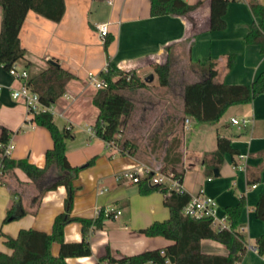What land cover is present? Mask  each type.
<instances>
[{
	"label": "crops",
	"instance_id": "crops-1",
	"mask_svg": "<svg viewBox=\"0 0 264 264\" xmlns=\"http://www.w3.org/2000/svg\"><path fill=\"white\" fill-rule=\"evenodd\" d=\"M64 1L65 12L59 21L32 9L27 12L19 32L26 58L19 62L28 69L30 77L45 69L50 59L75 75L67 83L64 95L52 104L57 125L71 127L67 158L71 165L80 167L73 180L76 192L71 215L93 219L101 211L113 209L111 214L105 215L101 227L88 232L92 254L68 256L67 261L96 264L108 249L115 255H132L172 242L163 236L140 232L152 222L169 217L166 195L160 190L141 193L139 183L125 177L116 178L117 173L144 163L151 168L178 170L184 167L185 190L191 195L203 191L213 196L220 216L226 215V207L235 206L243 195L246 203L237 229L242 231L248 244L237 264H264V254L258 252L256 242L264 233V220L255 210L264 189V93L250 103L230 106L217 121L200 122L193 127L191 120L196 119L188 116L190 121L186 123L183 117V85L205 77L209 60L218 61L217 80L229 84L251 83L264 70L260 44L248 43L245 38L249 25L260 20L252 13L249 0L229 2L224 16L227 25L222 30L210 29V0H186L199 4L186 14L158 16L150 14V0ZM259 1L264 3V0ZM104 5L103 13L99 6ZM95 7H98L96 13ZM1 21L0 5V28ZM102 21L109 22L110 34L114 36L107 50L96 29V24ZM229 53L236 54V62L233 68L226 70L225 56ZM109 61L125 70L134 69L146 82L145 86L126 92L133 99L134 108L122 124L121 138L130 151L115 154L106 141L91 130L98 116V108L92 102L97 88L87 77L89 71L100 73ZM167 61L172 66V77L170 84L161 85L153 65ZM179 64L186 69L181 84L180 80L176 81L179 89L175 101L172 80ZM150 74H153L152 80ZM22 83L23 80L13 78L0 64V134L2 128L10 133L14 144L11 157L27 158L43 166L45 152L52 147L53 139L49 130L28 114L24 101L11 96V89ZM237 113L250 117L252 123L236 127L231 119ZM203 123L210 124L205 130L209 143L199 146L198 155L191 157L184 149V131L186 128H193L197 133L204 131ZM219 135L230 138L239 152L225 153L223 162L210 174L209 166L215 163L210 153L216 149ZM189 174H194L197 182L191 181ZM37 194L38 188L21 168L16 167L0 180L1 250L11 253L4 243L5 237L16 236L22 228L50 233L56 215L65 211V185L44 191L38 204L33 201ZM13 198L21 200L29 212L4 222ZM83 236L79 220L65 225V241H81ZM59 249L60 244L54 242L52 252L58 254ZM201 249L206 253L228 252L224 244L213 239H203Z\"/></svg>",
	"mask_w": 264,
	"mask_h": 264
},
{
	"label": "trees",
	"instance_id": "trees-1",
	"mask_svg": "<svg viewBox=\"0 0 264 264\" xmlns=\"http://www.w3.org/2000/svg\"><path fill=\"white\" fill-rule=\"evenodd\" d=\"M230 1L210 0V29L222 30L226 28L225 13ZM186 0H150V14L152 16L190 12L198 6ZM2 6V21L0 28V64L9 69L16 61L26 58V49L21 45L19 32L27 12L32 9L50 19L59 21L65 12L64 0H0ZM249 6L258 21L249 25L246 34L248 43H258L264 53V3L259 0H249ZM114 36L110 32L104 39L107 50ZM225 69L233 68L236 54L225 56ZM29 64V63H27ZM218 61L211 59L206 63L207 74L200 80L187 81L183 85V117L191 116L200 122L219 120L227 109L236 104L252 102L258 95L264 93V70L251 83L229 84L217 80ZM161 85L170 84L172 66L169 61L153 65ZM100 74L107 80L108 85L97 88L92 102L98 108V116L94 123L96 134L105 141L112 139L117 132L123 131L122 124L134 108L133 99L126 92L137 90L146 82L133 69L128 71L109 61L107 70ZM130 75V76H129ZM75 75L63 68L57 61L50 59L45 69L29 79L32 89L38 92L41 102L45 105L54 104L65 93L67 83ZM1 104V103H0ZM37 124L45 126L53 139V145L45 152V164L38 166L27 158H13L3 155L4 174L12 172L16 167L21 168L38 188L39 194L33 201L39 202L40 195L47 189L58 185H65V211L56 215L50 233L34 228H22L14 237L6 236L4 243L12 250L11 253L0 249V264H70L68 256H87L92 254L88 232L94 227H101L105 218L104 211L93 219L72 216L71 209L76 187L73 180L80 169L70 164L67 158V139L72 136L71 127L60 128L50 111H39L32 118ZM10 139L7 128H2L0 134V155L4 152L1 143ZM121 146L128 147L119 140ZM127 150L130 151V148ZM232 155L239 152L233 146L230 138L219 135L217 147L211 158L215 163L209 166L212 174L215 167L223 162L225 153ZM206 161V158H205ZM91 162V161H90ZM183 180L185 168L177 170ZM140 192L149 193L153 190L162 191L165 205L169 208V217L156 220L140 232L149 236H163L172 242L162 248L146 249L132 255H115L110 249L100 256L96 264H237L243 257L247 240L237 229L239 216L245 206L242 195L235 206L226 207V215L231 222V228L215 227L211 217L192 218L183 213V207L188 203L191 194L187 191H170L157 184H150L147 179L139 182ZM256 214L264 220V189L255 207ZM28 211L19 199L13 198L7 208L4 222L17 219ZM79 220L82 223L84 236L81 241L67 242L64 238L65 225ZM203 239H213L226 246V254L206 253L201 249ZM58 242V254L52 252V244ZM257 250L264 254V233L257 238Z\"/></svg>",
	"mask_w": 264,
	"mask_h": 264
},
{
	"label": "built area",
	"instance_id": "built-area-1",
	"mask_svg": "<svg viewBox=\"0 0 264 264\" xmlns=\"http://www.w3.org/2000/svg\"><path fill=\"white\" fill-rule=\"evenodd\" d=\"M109 2L111 3V0H109ZM96 29L100 38L104 41L106 35L110 32L109 22H98L96 24ZM107 64L105 65L104 70H107ZM7 70L13 78L23 80V83L20 87L11 89L10 94L14 99H22L24 101L29 115H34L39 111H50L53 114L55 113L53 105L43 104L39 98L38 92L32 89L31 85L29 84L30 73L25 66L21 65L19 61H16ZM128 71H132V69ZM87 77L90 83L96 88H101L108 85L107 80L100 73L89 71ZM189 121L190 118L186 117L185 122L188 123ZM231 122L242 128L250 125L252 123V119L250 117H232ZM91 130L96 133L94 126L91 127ZM121 136L122 133L117 132L112 139L106 141L107 147L110 148L114 154L127 151L125 146L120 145L119 140ZM1 146L4 147V152L2 155H0V178L4 174V163L2 156H11V151L14 148V144L10 138L8 142L1 143ZM122 177L130 179L133 183H139L143 179H147L150 184H157L161 187L167 188L168 193H170L172 190L177 192L186 191L181 175L177 170L172 168H151L149 165L144 163H137L133 167L117 173V179ZM100 191L102 192L103 190ZM112 211V208H107L104 212L105 215H109L112 213ZM117 213H121V210H117ZM183 213L185 215H189L192 218L211 217L212 223L215 227L231 228V222L227 215L220 216L218 214V203L216 199L213 196L204 193L203 191L191 195L190 200L183 207ZM240 232L242 233V231Z\"/></svg>",
	"mask_w": 264,
	"mask_h": 264
},
{
	"label": "rangeland",
	"instance_id": "rangeland-1",
	"mask_svg": "<svg viewBox=\"0 0 264 264\" xmlns=\"http://www.w3.org/2000/svg\"><path fill=\"white\" fill-rule=\"evenodd\" d=\"M101 8L100 11L103 10V13L105 12V8L106 6H99ZM98 8V7H97ZM97 8L95 7V13H96V10ZM181 65V66H180ZM186 69V66H182V64H179V66L175 67V74H174V78L172 80V85H173V90H174V96H175V101H177V90L179 89V84L176 83V81H179L180 80V84L181 82L183 81L182 80V73L183 71ZM202 78V77H200ZM235 117H243V114L242 113H237L236 115H234ZM247 116V115H246ZM198 124L200 123V121L198 120H191V125H195V124ZM203 126V130L204 131H200V132H194L193 131V128H186L185 131H184V137H185V142H184V149L186 150L187 153H189V155L191 157H195L198 155V148L199 146L203 145V146H207V144L209 143V140H207L206 138V135L209 136V134L207 133L205 135V130L208 129L209 125L208 123H203L202 124ZM236 127H238L237 125H235ZM194 127V126H193ZM181 132H183V130H181ZM13 150L11 151V154H12ZM188 161H186L187 163ZM189 163V162H188ZM189 177L191 179V181L193 182H197V177L194 175V174H189Z\"/></svg>",
	"mask_w": 264,
	"mask_h": 264
},
{
	"label": "water",
	"instance_id": "water-1",
	"mask_svg": "<svg viewBox=\"0 0 264 264\" xmlns=\"http://www.w3.org/2000/svg\"><path fill=\"white\" fill-rule=\"evenodd\" d=\"M148 78H146L145 80H147ZM149 79L152 80L153 79V74H150L149 75ZM216 171V174L218 173L217 169L215 170Z\"/></svg>",
	"mask_w": 264,
	"mask_h": 264
}]
</instances>
